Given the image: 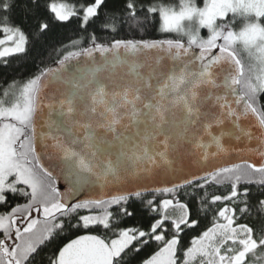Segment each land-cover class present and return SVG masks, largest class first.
Listing matches in <instances>:
<instances>
[{"label": "water", "instance_id": "95a60500", "mask_svg": "<svg viewBox=\"0 0 264 264\" xmlns=\"http://www.w3.org/2000/svg\"><path fill=\"white\" fill-rule=\"evenodd\" d=\"M242 74L223 47L90 45L36 81L34 160L63 209L180 189L239 165L263 170L264 123Z\"/></svg>", "mask_w": 264, "mask_h": 264}, {"label": "trees", "instance_id": "16d2710c", "mask_svg": "<svg viewBox=\"0 0 264 264\" xmlns=\"http://www.w3.org/2000/svg\"><path fill=\"white\" fill-rule=\"evenodd\" d=\"M182 1L185 0H102L95 14L84 22V10L96 0H0V38L6 27L21 30L27 39L23 52L0 59V145L11 138L12 123L20 115L24 117L23 101L29 100L32 107L36 81L49 65L90 45L116 40H174L173 33L163 28L160 12ZM189 1L202 5L205 0ZM58 2L70 6L73 14L58 19L50 9L51 3ZM259 22L264 27V14ZM206 32L201 29V39ZM243 77L244 73L239 79L242 93L246 90ZM254 102L264 123V88L257 92ZM27 119L22 131L29 144L30 159L42 177L44 207L48 210L56 204L58 210L43 217L45 226L37 223L28 231L21 230L24 236L40 240L22 264H57L60 250L72 239L90 234L109 242L125 230L134 235L133 241L112 264H144L172 239L175 264H264L260 250L254 255H228L224 250L229 245L228 236L235 239L241 233L264 231V169L239 165L180 189L63 209L53 181L41 172L33 157L31 108ZM9 146L15 156L17 148ZM223 172L229 178L219 181ZM20 188L2 194L0 216L27 224L35 217L34 211L42 207L31 201L28 188Z\"/></svg>", "mask_w": 264, "mask_h": 264}, {"label": "rangeland", "instance_id": "374dc122", "mask_svg": "<svg viewBox=\"0 0 264 264\" xmlns=\"http://www.w3.org/2000/svg\"><path fill=\"white\" fill-rule=\"evenodd\" d=\"M101 1L96 0L94 4L86 7L84 22L95 14ZM50 9L58 19H66L73 14L72 8L65 3H51ZM160 13L163 28L173 33L171 38L174 40L188 43L194 48L223 47L234 52L243 67V82L245 81L246 86L243 94L256 109L254 97L264 88V27L259 22L264 14V0H205L202 5L185 0L178 6L162 9ZM229 16H232L230 21L227 20ZM203 28L207 32L205 38L201 39L200 32ZM2 31L0 59L25 50L27 39L21 30L3 27ZM221 34L223 37L220 38ZM222 38L223 43L220 41ZM30 108L29 100L23 101L21 110L24 117L21 118L20 115L16 119L17 122L12 123L14 132L11 138L0 145V201L4 191L13 192L22 184L29 189L31 201L38 206L40 204L42 208L39 206V209L34 211L35 217L27 224L12 219L11 216H0V257L3 256L0 264H22L40 240L36 241L35 236H24L21 230L28 231L29 227L37 223L45 226L43 217H48L58 210L56 204L46 210L45 198L41 197L45 188L35 180L29 168L19 165L10 146L8 147L11 144L18 148L20 140H27L22 128L26 125ZM133 238L130 230L121 232L109 242L95 235H81L69 241L60 250L57 264H112L131 244ZM174 254L175 239L144 264H175Z\"/></svg>", "mask_w": 264, "mask_h": 264}, {"label": "flooded vegetation", "instance_id": "af4514ba", "mask_svg": "<svg viewBox=\"0 0 264 264\" xmlns=\"http://www.w3.org/2000/svg\"><path fill=\"white\" fill-rule=\"evenodd\" d=\"M256 111H257V109H256ZM27 142H28L27 140L26 141L20 140V145L18 146V148L16 149V152H15V156H16L15 159L19 162V165L26 166V168L30 169V171L32 172V174H33V176L37 182L42 183L41 175L36 170L34 164L32 163V160L29 159L30 158V151H29V147H28L29 144ZM221 174H222L221 177H218L219 181H222L224 178H229L228 177L229 175L227 173L223 172ZM20 187H26V186L19 184L17 188H20ZM17 188H16V190H18ZM7 192H10V191H7ZM7 192L4 191L3 192L4 195ZM1 202H3V200H1ZM17 202H20V201H17ZM17 215L21 217L22 213H17ZM238 235L240 236V238H235V239L228 236L227 239L229 241L227 243H229V245L224 249L225 254L236 255L238 253L239 254L240 253H248L250 255H254V254H258V251L260 250L259 254L264 255V231L261 232L260 234H254V232L252 231V232H248V233H241ZM244 237H246V238H244ZM224 244H226V242ZM221 248L222 247L220 246L216 250V252L219 253L221 251Z\"/></svg>", "mask_w": 264, "mask_h": 264}]
</instances>
